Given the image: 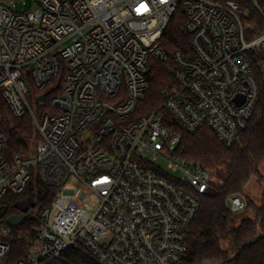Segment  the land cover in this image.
I'll return each mask as SVG.
<instances>
[{
	"label": "built area",
	"instance_id": "obj_1",
	"mask_svg": "<svg viewBox=\"0 0 264 264\" xmlns=\"http://www.w3.org/2000/svg\"><path fill=\"white\" fill-rule=\"evenodd\" d=\"M16 1L0 0V97L15 117L31 116L38 140L8 158L0 114V199L36 180L54 188L17 264L64 259L74 247L100 264H180L200 196L218 179L176 156L179 129L236 144L259 99L253 53L264 51V31L246 37L236 0H35L33 10ZM180 6L191 56L160 44ZM151 59L174 83L136 117ZM62 61L65 85L48 101ZM227 205L239 215L248 203L234 194ZM10 232L0 229V261Z\"/></svg>",
	"mask_w": 264,
	"mask_h": 264
},
{
	"label": "trees",
	"instance_id": "obj_2",
	"mask_svg": "<svg viewBox=\"0 0 264 264\" xmlns=\"http://www.w3.org/2000/svg\"><path fill=\"white\" fill-rule=\"evenodd\" d=\"M246 10L244 22L246 37L254 38L264 31V13L261 6L251 0H236ZM185 13L180 6L171 17L160 39L162 48L168 53L176 51L191 56L190 37L184 33ZM264 51H254V72L260 88L259 99L248 127L232 147H225L216 138L212 130L206 128L191 134L179 129L182 139L176 156L199 167L211 170L218 181L213 188L200 196V209L188 233V253L180 264H264V191L260 203L250 196L247 209L251 215L238 220L228 208L230 195L243 194L253 178L260 184L264 176V69L262 62ZM67 69L61 62L58 76L47 88L48 99L60 95L65 85ZM148 78L150 88L140 101L136 117H141L162 104L161 91L174 83V77L166 63L155 59L149 61ZM49 101V100H48ZM49 103L45 105L47 109ZM40 110V109H39ZM0 114L3 129L7 137V157L16 154L25 155L38 140L33 120L29 114L18 118L0 97ZM54 197V188L36 180L29 183L26 190L19 194H8L0 199V206L8 208L7 215L0 219V229L10 228L5 237L10 243L9 253L0 264H17L29 252L28 238L37 232V213L48 206ZM34 209V216H29L19 226H11L7 219L11 215L21 216L24 210ZM261 234V235H260ZM260 235L250 244L241 248L249 239ZM47 264H100L82 248H70L64 252V259H55Z\"/></svg>",
	"mask_w": 264,
	"mask_h": 264
},
{
	"label": "rangeland",
	"instance_id": "obj_3",
	"mask_svg": "<svg viewBox=\"0 0 264 264\" xmlns=\"http://www.w3.org/2000/svg\"><path fill=\"white\" fill-rule=\"evenodd\" d=\"M23 1H25V4ZM251 1L255 5L261 6L259 3V0H251ZM16 5H17L18 9H20V10H25V9L26 10H33L36 8L35 0H17ZM263 8H264V6L262 7V9ZM37 103H38L37 101L32 102V105H33L35 110L38 109ZM33 142H34L33 143V145H34L36 142L35 141H33ZM163 164L165 165V163H163ZM262 173L264 176V167L262 168ZM263 191H264V180H263V183L260 184L256 178H253L251 180V182L246 186L245 192L241 195L244 196V198L247 200V203H248V197L247 196H250L256 202L260 203ZM250 215H251V209L249 208L248 210H245L243 213L238 215L239 216L238 220L240 221L242 218L250 216Z\"/></svg>",
	"mask_w": 264,
	"mask_h": 264
},
{
	"label": "water",
	"instance_id": "obj_4",
	"mask_svg": "<svg viewBox=\"0 0 264 264\" xmlns=\"http://www.w3.org/2000/svg\"><path fill=\"white\" fill-rule=\"evenodd\" d=\"M45 96H46V94L41 95L40 96V100H44ZM7 212H8V208L7 207L0 206V219L5 217L7 215ZM33 214H34V210L33 209L30 210V211H28V209H25L24 210V214L21 215V216H16V215L9 216L8 219H7V222H8L9 225L16 227V226H19L20 224H22L29 216H33ZM260 235H257L255 237L247 240L241 246V248H243L244 246L250 244L251 242L256 241L260 237ZM210 264H216V263H210Z\"/></svg>",
	"mask_w": 264,
	"mask_h": 264
}]
</instances>
